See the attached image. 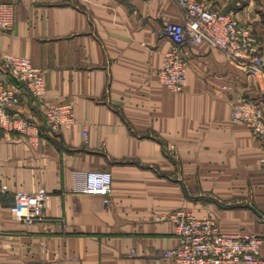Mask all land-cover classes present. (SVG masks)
<instances>
[{
  "label": "crops",
  "instance_id": "obj_1",
  "mask_svg": "<svg viewBox=\"0 0 264 264\" xmlns=\"http://www.w3.org/2000/svg\"><path fill=\"white\" fill-rule=\"evenodd\" d=\"M198 1L232 13L264 54V0ZM0 2L13 3L15 18L0 29V73L5 54L43 71L38 104L6 75L20 109L42 117L69 102L75 117L57 131L43 122L30 134L0 129V264H176L163 256L178 243L175 225L159 217L177 208L257 234L264 264L263 144L231 120L239 94L260 95L264 71L202 41L183 91L166 87L157 74L170 47L163 28L186 19L176 0ZM91 169L111 172L108 194L78 190ZM19 189L47 192L43 220L12 213Z\"/></svg>",
  "mask_w": 264,
  "mask_h": 264
},
{
  "label": "built area",
  "instance_id": "obj_2",
  "mask_svg": "<svg viewBox=\"0 0 264 264\" xmlns=\"http://www.w3.org/2000/svg\"><path fill=\"white\" fill-rule=\"evenodd\" d=\"M185 11L184 22H167L164 35L170 41L158 69L160 81L172 91H183L186 85L188 60L191 47L207 41L220 48L233 59L248 61L247 70L264 71V54L256 50L253 38L230 12H224L198 0H176ZM14 5L0 2V29L9 30L14 25ZM0 73V129L5 132L30 134L43 122L57 131L71 126L74 108L69 102H57L46 106L42 117L35 111L23 112L21 93L6 83V75L22 83L34 102L42 103L45 95L43 71L34 66L28 56L5 54L1 59ZM224 88L226 86L224 85ZM231 119L246 125L254 139L263 144L258 161L264 170V88L258 97L239 94L231 109ZM86 129L84 135H86ZM112 189V174L106 169H91L83 173L79 191L87 194H108ZM47 192L16 190L10 206L16 218L33 223L45 218ZM159 218L175 225L178 243L163 252L165 258L176 264H262L261 238L253 232L230 233L221 230L217 220L209 215L197 216L185 208H177ZM264 221V206L260 214Z\"/></svg>",
  "mask_w": 264,
  "mask_h": 264
},
{
  "label": "rangeland",
  "instance_id": "obj_3",
  "mask_svg": "<svg viewBox=\"0 0 264 264\" xmlns=\"http://www.w3.org/2000/svg\"><path fill=\"white\" fill-rule=\"evenodd\" d=\"M232 120V119H231Z\"/></svg>",
  "mask_w": 264,
  "mask_h": 264
}]
</instances>
